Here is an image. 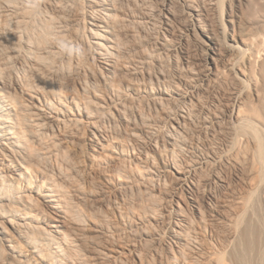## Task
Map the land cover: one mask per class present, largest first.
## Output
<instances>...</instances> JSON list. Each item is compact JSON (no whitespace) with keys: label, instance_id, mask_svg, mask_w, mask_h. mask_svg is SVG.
<instances>
[{"label":"rangeland","instance_id":"374dc122","mask_svg":"<svg viewBox=\"0 0 264 264\" xmlns=\"http://www.w3.org/2000/svg\"><path fill=\"white\" fill-rule=\"evenodd\" d=\"M17 2L36 28L52 27L54 48L49 68L23 37L0 43L12 93L22 100L18 85L80 99L96 93L106 108L93 124L34 128L45 142L31 144L46 152L43 173L79 213L74 222L44 207L77 243L68 262L171 264L187 234L206 262L240 217L258 244L247 261L264 264V162L252 134H264V0H113L117 22L105 20L109 30L101 31L105 44H118L110 68L93 44L89 29L99 21L89 0H33L32 9ZM95 129L115 149L107 168L93 156ZM59 140L56 154L49 146ZM138 214L144 223L127 228Z\"/></svg>","mask_w":264,"mask_h":264},{"label":"bare ground","instance_id":"6f19581e","mask_svg":"<svg viewBox=\"0 0 264 264\" xmlns=\"http://www.w3.org/2000/svg\"><path fill=\"white\" fill-rule=\"evenodd\" d=\"M17 1L0 0V43L12 44L18 38L23 37V47L30 52L33 60L39 62L41 66H48L46 58L52 55L54 48L49 42L52 27L36 28L32 15H29L32 12L28 13L30 9L25 10L27 12L20 10L16 6L19 4H14ZM32 1L24 0V5L27 4L28 8H34ZM89 1L96 15L95 20L99 21L94 24L97 27L96 30L89 29L95 41L93 44L98 58L107 67H113L115 62L112 60L110 49L116 48L118 44L116 42L111 46L105 44L101 31L108 32L109 30V25L105 23V20L117 22L116 8L112 4L113 0ZM18 43L20 44V40ZM52 56L48 57L51 61ZM3 72L0 70V264H70L68 262L69 253L77 250V243L63 230V222L53 220L44 207L47 206L63 218L74 222L78 220L79 213L63 191V186L58 185L55 180L49 179L43 173L41 163L42 159H45L44 153L46 152L37 151L39 148L35 150L31 144L38 141L39 144L42 142L45 145V142L37 136L40 129L56 128L61 131V125L66 122L75 125L93 124L95 113L106 108L99 101L100 98L96 93L91 97L80 99L74 96V92L72 95L60 90L61 88L41 92L40 90H29L27 86L17 84L19 92L23 94L21 100L19 96L12 93V84L10 85L8 80H5ZM112 87L115 88L113 84ZM163 92L169 94L173 91L166 88ZM34 128L39 130L35 133ZM96 133L99 131L96 130L93 133L95 138L93 156L99 166L107 168L110 164L109 152L113 153L115 149L99 139ZM40 134L41 132L38 135ZM252 134L258 143L256 152L264 162V136L261 135L263 133L253 131ZM130 135L138 138L135 132H131ZM60 142L61 140L54 141L49 146L55 149L56 154L59 152ZM120 155L127 158V154L120 153ZM138 173L137 177L144 180V175L140 171ZM118 185L123 184L120 181ZM139 215L135 216V219L126 220V227L134 229L137 225L143 224L144 216ZM89 220L92 225L96 224L92 218ZM94 227L101 232L105 231L97 224ZM230 227L231 235L226 246L222 250L211 248L206 262L202 261L200 249L190 242L193 240L189 234L185 235L187 237H178V244L182 247L178 246V250L174 251L176 255L172 257L173 260L170 263L249 264L246 252L252 250L253 245L257 244L255 241L252 242L255 238L251 239L256 233L252 235L251 228L246 224L243 226L240 217L234 219ZM183 247L189 249V252Z\"/></svg>","mask_w":264,"mask_h":264}]
</instances>
